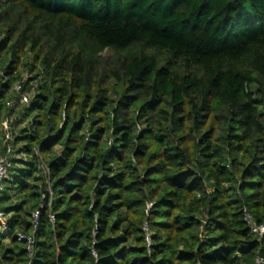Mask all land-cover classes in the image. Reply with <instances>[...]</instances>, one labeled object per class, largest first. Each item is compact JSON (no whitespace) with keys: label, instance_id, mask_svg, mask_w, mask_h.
<instances>
[{"label":"trees","instance_id":"1","mask_svg":"<svg viewBox=\"0 0 264 264\" xmlns=\"http://www.w3.org/2000/svg\"><path fill=\"white\" fill-rule=\"evenodd\" d=\"M19 82L33 95L0 264L264 257L244 219L264 224V0H0L4 154ZM42 162L53 200L30 256L18 233L48 187Z\"/></svg>","mask_w":264,"mask_h":264},{"label":"built area","instance_id":"2","mask_svg":"<svg viewBox=\"0 0 264 264\" xmlns=\"http://www.w3.org/2000/svg\"><path fill=\"white\" fill-rule=\"evenodd\" d=\"M14 93L17 98L7 100L6 105L14 109L15 112L21 111L24 107L28 106L31 102V94L24 90V83H17L14 86ZM15 113L10 116V119H7L3 124V131L6 140V153L0 157V196L6 189V179L9 176L11 170L15 167L14 158L16 148L14 146V128L12 126L13 120H15ZM38 171H40L47 179L48 187L46 191L42 193L40 206L32 212V228L29 233L20 232L18 233L19 240L26 243V249L29 252L30 256L34 254V248L37 241V233L40 226L41 219V210L45 206L46 202H49V205L53 200V190L50 186V168L47 167L43 162L38 165ZM151 205H148L147 212L150 210ZM6 219L5 213L0 211V221L3 222ZM51 219L54 220V216H51ZM244 219L252 232L258 237L264 235V224H258L251 213L245 209ZM143 230L147 233L146 241L148 246V252H151L152 240L149 235V229L147 223L144 224ZM96 255V253H94ZM255 264H264V257L261 254H258L255 260Z\"/></svg>","mask_w":264,"mask_h":264},{"label":"crops","instance_id":"3","mask_svg":"<svg viewBox=\"0 0 264 264\" xmlns=\"http://www.w3.org/2000/svg\"><path fill=\"white\" fill-rule=\"evenodd\" d=\"M17 157H22V155L18 154ZM16 167L21 169L23 167V165L19 163L16 165ZM12 174L13 175L17 174V170L15 172H13ZM8 179H10V177H8ZM6 185H8V183H6ZM19 200H21V198H19L18 196H14L10 200H4V201L2 200V197H0V209H4L8 206H12L13 204H16ZM0 224H1L0 229L5 231L6 233H9L7 218L3 222L0 221Z\"/></svg>","mask_w":264,"mask_h":264},{"label":"rangeland","instance_id":"4","mask_svg":"<svg viewBox=\"0 0 264 264\" xmlns=\"http://www.w3.org/2000/svg\"><path fill=\"white\" fill-rule=\"evenodd\" d=\"M32 94V93H31ZM33 95V94H32ZM17 112H15V116H13V117H15L16 118V116H17ZM9 119V118H8ZM23 121L20 123V121L19 122H16V120H13V122H12V126H13V128H14V131L15 132H20L21 131V129L24 127V125H23ZM3 126V125H2ZM2 128H1V124H0V139L2 138ZM55 151H56V153H60V151H61V148L60 147H57L56 149H55ZM4 154V150H3V141H0V157L2 156ZM19 154V153H18ZM17 154V152H15V155H18ZM16 170H14L13 172H15ZM12 172V173H13ZM12 173L9 175V177L10 178H13L12 176ZM42 182H44L42 179H39V182H38V184H40V183H42ZM12 194H13V196H16L15 195V193H13L12 192Z\"/></svg>","mask_w":264,"mask_h":264}]
</instances>
